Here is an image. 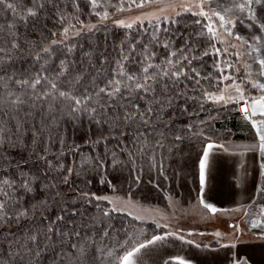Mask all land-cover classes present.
<instances>
[{"label":"snow or ice","instance_id":"1","mask_svg":"<svg viewBox=\"0 0 264 264\" xmlns=\"http://www.w3.org/2000/svg\"><path fill=\"white\" fill-rule=\"evenodd\" d=\"M131 2L136 7H143L148 0ZM87 3L90 6V15H96L100 20L108 19L109 12L106 9L111 0H87ZM206 4L209 5L208 10H205ZM192 8L197 9L192 15L208 21L202 25V29H206L210 42L224 43L219 39L223 34L239 41L243 49L232 52L231 55H234L236 60L225 61V67H220L219 63L214 65L215 71L220 72V77L214 78L212 73L202 74L197 62L206 56L219 57L226 54L227 48L222 50L210 44L211 51L209 48L198 50L190 38L185 39L183 46L174 48L171 40H161L157 32L152 34L151 43L164 49L163 58H158L149 45H143L139 49L136 44H129L127 47L121 45L117 58L109 66H105L107 58L102 57L101 67L97 69L91 59L92 53L88 52L84 53L83 63L93 68L94 72H88L87 69L76 71L75 62L67 58L74 51V46L68 41L74 35L79 36L85 31L91 33L96 30V25L87 24L80 18L82 9L79 0H30L28 4L25 0H0V11L12 14L9 22L0 23V149L9 144L15 146L22 143L23 137L30 134L31 147L25 146L30 152L29 158L43 163L40 176L20 171L18 163L17 171L9 175L7 168L0 164V168H4L0 173V225L37 216L48 206L47 200H39L26 206L24 198L33 194L38 184L42 191L51 192L53 189H59L60 184L68 185L70 177L81 175V170L87 171L89 166L103 168L102 159L82 154L78 146L69 145L63 139L60 125L64 120L75 122L86 118L90 125H95L97 136L90 138L93 146L107 147L108 143L115 140L116 146L125 151L127 138L132 142L134 149L127 154L135 163L136 155L151 157L154 148L163 147L159 140L155 141L154 145L149 143L146 129L160 119V113L172 104L174 96L187 95L184 91L176 90L178 84L191 82V90L200 92L199 97L193 98L199 99L203 107V103L208 100L218 102L225 99L223 94L217 95L209 90L224 80H231L232 84L228 87L238 93V99L248 104L242 85L249 83L261 93L259 98L251 101V115L256 116L259 107V115L264 116V82H261L264 80V0H190L185 11ZM117 10L124 9L117 7ZM48 18H54L61 27L59 32L49 29L46 36L42 20ZM195 23L200 24L201 21L197 20ZM117 24L121 27H132L123 20L117 21ZM238 25L248 29L247 37L234 31ZM29 26L30 30H37L38 39L32 40L28 35L21 33L20 27ZM195 35L199 38L205 35V31ZM229 48L236 49V45L230 44ZM58 51H62L65 58L60 59L58 65H53L52 61ZM22 56L33 61L35 70L26 73L7 71L9 66ZM254 64L258 67L253 68ZM227 69H234L241 75V79L225 75ZM213 79L216 80V85L212 84ZM202 81H208L209 87H204ZM185 87H188L186 83ZM228 98L234 99L231 94ZM243 110L247 112V107ZM260 125H264V121H260ZM253 127L257 128L259 136V152L264 155V132H261L255 121ZM157 131L153 126L152 132ZM189 131H192L191 127ZM193 134L203 135L202 132ZM182 138L179 135L175 137L176 140ZM214 147L227 151L224 144L208 143L204 148L199 162L202 190L206 183L209 153ZM69 151L79 154L80 161L75 167L66 168L62 158ZM105 156L113 157V166L119 163L114 149L105 152ZM260 169L261 175H264V163L260 164ZM257 193L264 194V187L258 188ZM79 195L82 199L88 198L87 193L81 192ZM57 196L62 197L63 192L56 191L52 198ZM201 203L210 211H217L211 204L204 203L203 199ZM101 211L104 217L110 215L109 211ZM63 220V216L56 217V222ZM56 222L49 219L46 226L37 227L34 232L26 234L24 242L20 245L23 251H17L12 259L18 257L21 264H25V257H28L26 264H38L41 239L46 242V248L52 243V235L55 234L59 237L61 247L54 264H142V250L165 239L162 236H153L147 242L131 246L129 240L125 239L109 246L107 240L110 237V225L89 233L83 231L84 225L65 231L59 228ZM99 223L104 222L100 220ZM251 226L264 227V222L254 220ZM216 235L220 236V233ZM176 239L184 241L183 236H176ZM164 264L189 262L176 256L165 260ZM231 264L251 262L244 257L234 258Z\"/></svg>","mask_w":264,"mask_h":264},{"label":"trees","instance_id":"2","mask_svg":"<svg viewBox=\"0 0 264 264\" xmlns=\"http://www.w3.org/2000/svg\"><path fill=\"white\" fill-rule=\"evenodd\" d=\"M152 1V0H148ZM30 3V0H25ZM82 9L81 19L85 23H94L99 21L96 15H90V6L87 0H79ZM112 5H115L112 6ZM131 0H111L107 7L109 15L118 12L117 7H132ZM97 11H102L97 9ZM12 14L8 11H0V23L9 22ZM200 20V24L195 21ZM208 23L202 17L192 15V13H182L170 20H159L153 22H144L133 25L131 28L120 27L111 21L100 23L93 32H84L79 36L69 39V43L74 46L73 53L67 58L75 62V70L81 71L87 69L88 72H94L93 68L88 67L84 53H92V61L99 69L102 64V57L107 58L106 67L117 58L121 45L127 47L129 44H136L137 48L143 45H149L156 53L158 58H163L164 49L151 43V37L154 32L160 36L161 40H171L174 48L181 47L186 38H190L198 47V50L209 48L214 44L216 48L222 49V45L216 41H209L206 29L202 25ZM44 33L47 36L48 30L59 32L61 25L56 23L54 18L43 19ZM20 27L21 33L29 36L30 39H38L37 30ZM166 30V31H165ZM205 31V35L199 38L196 33ZM139 41V43H137ZM62 51H58L52 64L58 65L60 59H64ZM227 61L224 54L217 57L215 55L206 56L202 61L197 62L202 74L212 73L213 77H220V72L215 71L214 65L219 63L220 67H225ZM33 61L28 57H19L15 63L10 65L7 71L16 73H26L34 71ZM242 72V71H241ZM226 73V71H225ZM241 79V75L238 80ZM263 81V80H262ZM185 83L188 87H185ZM178 84L176 90L184 91L186 96L176 95L171 105L166 106L160 113V119L150 126L148 132L149 143L154 145L155 141L162 142L163 147L154 148L152 156L136 155L135 163L128 156V151H134L133 144L125 138L126 149L121 151L116 146L115 140L104 145L93 146L90 138L97 136V128L90 125L86 118L79 121L64 120L60 125V132L69 145H76L84 155L98 157L103 160V168L89 166L87 171L81 170V175L70 177L68 185L60 184L59 189H53L51 192L42 191L39 184L37 190L24 198L27 204L35 203L39 200H47L48 206L41 210L37 216H30L27 219H21L18 222H5L0 225V264H21L18 257L14 260L12 257L17 251H23L20 245L24 242L26 234L34 232L37 227H44L49 219L56 222L57 216H63L64 220L56 222L59 228L67 231L70 228L84 225V232L91 233L110 225V237L107 240L109 246L116 245L117 241L129 240V246L133 245L134 239L142 238L141 242H147L153 236H159L166 231L158 228L153 223H140L129 214L119 211H112L109 202L95 197H104L111 194L120 195L125 198H132L143 205L165 206L167 199L171 196L189 203L195 198L198 199L200 192L199 162L203 155V150L208 143L223 144L224 138L236 141L249 139V127L242 123V118L238 111V103L228 104L223 107H217L210 100L203 103L199 99V91H192L191 82ZM204 87H209L208 81L201 82ZM213 85L216 80L213 79ZM221 84L210 87L213 93L220 89ZM174 90V92L176 91ZM260 93L257 89L254 93ZM246 123V122H245ZM248 124V123H247ZM158 129L152 132V127ZM191 127L192 131H189ZM202 132L203 135L193 133ZM179 135L183 138L176 140ZM31 147V136L26 134L23 142L14 145H7L0 149V164H3L11 175L19 170L28 172L33 176H40L43 169V163L30 159V152L25 146ZM115 150L119 163L113 166V157L105 156V152ZM65 167H75L80 161V155L73 152H66L63 156ZM9 165H11L9 167ZM4 168H0V173ZM183 175L180 182L179 177ZM56 191H62V197H55ZM88 194L87 199H82L80 193ZM110 212L108 217L102 216V211ZM103 220V224L99 221ZM95 226V227H94ZM45 241L41 239V255L38 258V264H54L60 249L59 237L52 235V243L46 248ZM140 242H136L138 244ZM122 251V250H121ZM28 257H25V264ZM33 259H36L33 257Z\"/></svg>","mask_w":264,"mask_h":264},{"label":"crops","instance_id":"3","mask_svg":"<svg viewBox=\"0 0 264 264\" xmlns=\"http://www.w3.org/2000/svg\"><path fill=\"white\" fill-rule=\"evenodd\" d=\"M245 86L250 88L247 84ZM242 90L244 91L243 85ZM254 91L253 88L249 94L244 92L245 99L249 101L246 105L250 113L251 101L261 95ZM236 102L239 107L244 100L238 99ZM240 116L248 123L249 139L234 140L233 147L224 144L227 151L216 147L210 150L206 183L203 190L200 185L198 197L200 207L208 214L236 219L237 236L226 242L204 243L182 232L167 231L159 235L164 237V240L142 250L140 254L143 257L142 264H164L165 260H171L176 256L185 259L189 264H231L234 258L244 257L251 264H264V227L251 226L254 220L264 222L262 210L256 211L261 215L253 213V210L264 209V194L257 193L258 188L264 187V175H261L260 169V164L264 163V155L259 152V136L257 128L253 127L255 121L261 132H264V125H260V121H264V116L259 115V107L256 116L250 115L248 118L241 114ZM201 199L204 203L211 204L217 211L212 212L205 208ZM247 223L250 225H246ZM176 236H183L184 241L193 243L176 239Z\"/></svg>","mask_w":264,"mask_h":264},{"label":"rangeland","instance_id":"4","mask_svg":"<svg viewBox=\"0 0 264 264\" xmlns=\"http://www.w3.org/2000/svg\"><path fill=\"white\" fill-rule=\"evenodd\" d=\"M189 2L190 0H155V2L148 1L143 7H136L135 5L132 7H126L123 11H118L113 15H109L108 19L106 20H99L97 22L87 24H94L98 26L100 23L111 21L113 24L119 26L117 21L123 20L125 24H131L133 26L138 23L153 22L162 19L170 20L173 17L178 16L176 14L177 12L182 14L197 11L196 8H192L190 11H185V7ZM208 9L209 5L206 4L205 10ZM234 31L245 37H247L249 34L248 29L240 25H238ZM219 39L224 41V43H221L222 50L225 48L228 49V53L224 54L225 58H227V61H235L236 57L231 55V53L236 50H243L240 46V42L223 34L220 35ZM230 44H235L236 49L229 48ZM237 67H239V65H237ZM257 67L258 65H253V68ZM240 72L241 74L243 73L242 68L240 69ZM225 75H233L237 80L240 76L235 72L234 69H227ZM261 82H264V80ZM231 84V80H224L223 83H221L220 89L214 92L217 95L223 94L225 97L224 100L218 102L210 101L217 107H223L224 105L237 103L236 100L238 101V96L235 95H238V93H236L233 88L228 87ZM246 84L250 88L246 87ZM243 86L244 92L246 91V94H249L251 89H253L249 83H245ZM230 94L234 99L230 100L228 98ZM242 123L246 124L248 127V124L245 123L244 119L242 120ZM233 141V139L224 138L222 143L227 144L229 147H233ZM236 147L238 146H235V148ZM179 180L182 182V174L180 175ZM104 197L107 198L104 200L108 202L109 200L111 201L109 204L112 209L115 208L116 211L129 214L130 216L137 219L140 223H153L155 226L162 228L166 232L178 231L186 235L191 233L190 236L194 237L199 242H226L233 240L234 236H237L238 234V223L236 222V219L229 218L227 216H212L208 214L203 208L200 207L198 199L196 198L189 203H184L182 200L171 196L167 199V204L164 207H161L155 205H143L132 198H125L116 194H111ZM257 210L262 209L253 210V213L256 215H261L259 212H256ZM248 224L249 223L246 225ZM216 233H220V236H217ZM142 239L143 237L134 239L135 241L133 244L136 242H141ZM141 259L143 260L142 256Z\"/></svg>","mask_w":264,"mask_h":264},{"label":"built area","instance_id":"5","mask_svg":"<svg viewBox=\"0 0 264 264\" xmlns=\"http://www.w3.org/2000/svg\"><path fill=\"white\" fill-rule=\"evenodd\" d=\"M246 107L245 104L240 105V114L244 117H250V110L247 108V112H245L243 109Z\"/></svg>","mask_w":264,"mask_h":264}]
</instances>
